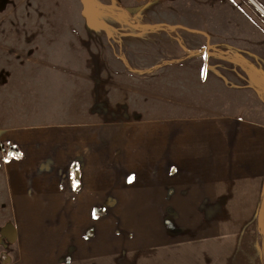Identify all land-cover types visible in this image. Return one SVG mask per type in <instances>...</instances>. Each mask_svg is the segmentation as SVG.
Listing matches in <instances>:
<instances>
[{
	"label": "crops",
	"instance_id": "obj_1",
	"mask_svg": "<svg viewBox=\"0 0 264 264\" xmlns=\"http://www.w3.org/2000/svg\"><path fill=\"white\" fill-rule=\"evenodd\" d=\"M216 2L211 23L203 16L199 24L217 35L212 49L252 52L242 66L260 70L245 81L241 108L117 127L119 139L108 143L98 126L81 134L82 124L52 115L18 138L0 133V230L16 229L11 259L16 252L21 264H44L71 252L72 264H264V0ZM64 135L55 145L62 150L47 144ZM8 143L22 155L8 157ZM227 194L239 199L226 208V225L258 231L218 233L221 222L201 211L216 212Z\"/></svg>",
	"mask_w": 264,
	"mask_h": 264
},
{
	"label": "rangeland",
	"instance_id": "obj_2",
	"mask_svg": "<svg viewBox=\"0 0 264 264\" xmlns=\"http://www.w3.org/2000/svg\"><path fill=\"white\" fill-rule=\"evenodd\" d=\"M216 1L0 0V133L18 138L21 129L28 134L24 128H35L52 115L58 123L82 124L75 125L85 126L81 134L91 126L94 135L98 126L108 143L119 139L124 126L147 130L180 117L191 120L200 110L211 115L231 105L241 108L245 81L260 70L242 66L243 55L252 52L212 49L217 35L199 24L203 16L211 23L207 17L217 11ZM49 140L54 150H62L55 145L67 136ZM224 197L216 212L201 211L221 222L219 234L232 233L226 208L239 199ZM176 216L171 209L166 216L175 234L182 231ZM259 224L263 237L264 204ZM234 229L247 235L258 231ZM15 239L0 230V264H21L18 253L13 252L14 260L8 255ZM72 260L70 252L44 264Z\"/></svg>",
	"mask_w": 264,
	"mask_h": 264
},
{
	"label": "trees",
	"instance_id": "obj_3",
	"mask_svg": "<svg viewBox=\"0 0 264 264\" xmlns=\"http://www.w3.org/2000/svg\"><path fill=\"white\" fill-rule=\"evenodd\" d=\"M8 149H7V155L8 157H12V156H20L21 152L18 151V149L16 148V146L12 143H8L7 145ZM76 172V170H75ZM75 181V179L73 180ZM74 184H76V181L74 182Z\"/></svg>",
	"mask_w": 264,
	"mask_h": 264
},
{
	"label": "flooded vegetation",
	"instance_id": "obj_4",
	"mask_svg": "<svg viewBox=\"0 0 264 264\" xmlns=\"http://www.w3.org/2000/svg\"><path fill=\"white\" fill-rule=\"evenodd\" d=\"M14 232L15 231L14 228L12 227V224H10V226H5L2 228V234L6 237L8 236L10 238H13L15 236Z\"/></svg>",
	"mask_w": 264,
	"mask_h": 264
}]
</instances>
